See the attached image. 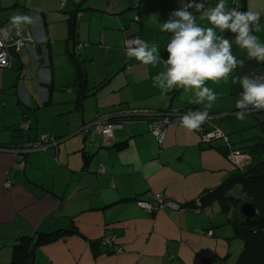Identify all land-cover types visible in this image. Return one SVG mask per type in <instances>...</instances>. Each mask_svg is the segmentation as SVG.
<instances>
[{
  "label": "crops",
  "instance_id": "crops-1",
  "mask_svg": "<svg viewBox=\"0 0 264 264\" xmlns=\"http://www.w3.org/2000/svg\"><path fill=\"white\" fill-rule=\"evenodd\" d=\"M17 1L20 3L0 0V12L14 8L2 13L0 28L12 33L13 16H32L35 22L23 27L34 38V45L32 50L24 46L14 51L20 55L15 60L12 56L9 67H1L11 68L8 71L23 67L18 75L6 77V69L0 70V112H8L5 93L15 95L18 103L25 102L15 106L13 120H5L0 113V264H9L12 243L19 236L56 229L74 231L36 245L32 264H231L242 239L234 234L231 221L217 202L202 205L198 211L193 206H163L154 212L135 202V198L151 200L155 192H163L169 199L190 205L195 197L214 189L235 165L224 151L228 147L224 140L205 143L198 131L168 123L160 142L149 130L148 116L114 127L109 145L100 133L82 128L97 115L136 108L175 107L180 111L195 105L205 110L203 105L192 103L194 91L176 88L162 95L152 82L153 76L166 69V45L171 38V33L161 31V24L174 10L200 0H83L66 16L72 11L75 14L74 40L67 38L65 15L59 16L64 21L59 27L50 18L49 0ZM53 1L57 4L59 0ZM203 2L208 9L219 0ZM225 3L229 9L260 13L253 34L264 43V0ZM64 4L61 0L59 8ZM189 11L201 27L211 26L195 7ZM216 32L233 41V54L244 61V67H237L232 76L264 75V63L249 59L235 44L233 34ZM128 36L155 44L159 63L143 65L129 59L124 44ZM70 49L85 70L88 95L81 106L76 103V71L67 57ZM232 76L206 83L217 100L207 110L209 116L203 125L228 132L222 131L230 146L247 151L243 148L251 140L264 138V110L249 111L255 116L249 118L250 123L236 120L233 106L242 88L239 82H232ZM42 107L48 114L46 127L37 122ZM29 110H33L32 118ZM23 113L31 119L30 125L18 130ZM73 123H80L81 130L75 131ZM253 126L256 128L247 131ZM42 130L69 135L45 150L26 152L24 166L14 168L20 157L14 149L37 138ZM100 164L103 172L98 171ZM7 178L12 180L9 188L4 184ZM209 229L211 234H207ZM103 235H112L113 242L100 243Z\"/></svg>",
  "mask_w": 264,
  "mask_h": 264
},
{
  "label": "clouds",
  "instance_id": "clouds-1",
  "mask_svg": "<svg viewBox=\"0 0 264 264\" xmlns=\"http://www.w3.org/2000/svg\"><path fill=\"white\" fill-rule=\"evenodd\" d=\"M195 7L202 13L210 27H201L190 8ZM261 15L257 11L229 9L225 0L205 9L203 0L189 2L184 7L174 10L169 19L161 24V31L171 33L166 45V69L152 77L153 87L159 88L162 95L176 88L194 91L192 103L203 105L204 111H189L179 118L180 126L190 132L202 130L208 119V109L217 100V94L206 86L208 81L217 83L232 76L237 67H244V61L232 52L233 41L221 33H231L235 44L247 52L249 59L264 63V43L254 35L255 26ZM28 15H15L10 23L17 32L23 25L34 23ZM125 52L129 59H135L143 65L156 66L159 63L158 49L140 37L125 42ZM232 82H239L242 92L236 101L237 119L244 120L252 109L264 110V78L253 75L232 76Z\"/></svg>",
  "mask_w": 264,
  "mask_h": 264
},
{
  "label": "trees",
  "instance_id": "trees-1",
  "mask_svg": "<svg viewBox=\"0 0 264 264\" xmlns=\"http://www.w3.org/2000/svg\"><path fill=\"white\" fill-rule=\"evenodd\" d=\"M77 10L78 9H76V11ZM66 20L68 24L67 38L74 40L76 36V20L73 11ZM71 59L76 71V86L78 88L76 103L77 106H81L83 98L88 95L86 92L85 70L81 60L78 59L74 53L71 54ZM172 108L173 107H169L157 111H167ZM142 109L145 108H136L135 110ZM182 110L202 111L195 105L187 106ZM233 110L236 111L234 108ZM138 117L144 116H113L111 119L117 120L116 122H118V124L115 126L117 127L122 123L132 121ZM154 118V116H148V121ZM203 127L206 128L204 125ZM198 132L200 138V131ZM200 141L202 140L200 139ZM227 145L228 147L224 149L227 154L230 149H239L230 146V143ZM247 146H251L250 151H245L249 153L251 157L250 162L243 166H238L234 163L235 165L228 175L218 183L214 189L207 191L199 197L202 199V205L217 202L219 210L225 213L228 220L231 221L234 234L242 239V246L238 251L236 259L231 264H264V138H254ZM236 186L240 189V193L237 195L231 193V189ZM136 199L137 198H135V202ZM244 201H250L256 206V213L250 219L246 218L240 211V205ZM72 231L74 230L56 229L50 232L39 231L36 236H19L12 243V253L9 264H27L30 251L36 245L55 240L61 235Z\"/></svg>",
  "mask_w": 264,
  "mask_h": 264
},
{
  "label": "built area",
  "instance_id": "built-area-1",
  "mask_svg": "<svg viewBox=\"0 0 264 264\" xmlns=\"http://www.w3.org/2000/svg\"><path fill=\"white\" fill-rule=\"evenodd\" d=\"M138 18V15L135 16ZM135 36H128L124 39V44L126 41L134 40ZM34 38L28 33V30L23 27V30L17 32L16 28L13 32H7L4 29L0 28V67H9L12 63L13 52L19 50L20 48L26 46L29 50L33 49ZM126 46V44H125ZM257 77L264 78V75H258ZM242 92V91H241ZM237 100L239 99L240 93ZM236 100V101H237ZM236 108V102L234 105ZM255 110V109H252ZM187 110H178L177 108H172L167 111H157V110H128L123 111L118 114H101L94 118V120L86 122L82 125V128L86 131H92L100 133L103 136L104 144L109 145L111 143L112 134L114 127L118 124L117 120L111 119L113 116H128V115H140V116H154V119L149 121V129L155 135L158 141H162L165 133V126L168 123H176L180 125L179 118L185 115ZM30 125L29 117L26 113H23V122L20 123V126L23 128H28ZM221 138L226 144L230 142L225 135L218 127L204 128L202 125V130L200 131V139L203 142H210L214 139ZM58 140L55 139V136L47 132L40 133L37 138L26 140L23 144L14 149L20 157L15 160L13 167L21 168L24 166V157L23 155L30 150H45L49 146L57 144ZM228 156L232 158V161L238 165L243 166L250 162L251 157L249 153L242 151L240 149H230ZM99 172L104 171V166L102 164L98 167ZM5 187L9 188L12 184V180L7 178L4 182ZM136 203L144 208L147 212H154L163 206H170L175 209L187 208L188 206L198 211L202 206V199L197 196L192 200V203L181 204L176 200L169 199L163 192H155L151 200L146 198H137ZM212 230L209 229L207 234H211ZM114 240L112 235H104L100 238V243L103 245H110ZM121 249L119 248L118 251Z\"/></svg>",
  "mask_w": 264,
  "mask_h": 264
},
{
  "label": "rangeland",
  "instance_id": "rangeland-1",
  "mask_svg": "<svg viewBox=\"0 0 264 264\" xmlns=\"http://www.w3.org/2000/svg\"><path fill=\"white\" fill-rule=\"evenodd\" d=\"M12 1H14V2H18V3H20V1H17V0H12ZM31 1H35V2H43V0H27V2H31ZM60 1L61 0H59L58 1V3L56 4V2L55 1H53V0H49V2H48V9L50 10V13H49V16H50V18L52 19H54V23L56 24V26L57 27H59L60 25H63L64 24V21H60V19H59V16L61 15V14H63V15H65V19H66V16L68 15V11H70V10H72V9H74L75 8V5L76 4H79V3H83L84 1L83 0H78L76 3H74L73 2V0H64V2H65V4H64V6H62V7H60L59 8V5H60ZM14 2H12V3H14ZM57 6V7H56ZM14 8H11L9 11H1L0 12V16H2V13L3 14H7L8 12L10 13V12H12V10H13ZM79 13L81 14L82 13V11L80 10L79 11ZM80 14H79V16H80ZM20 15V14H19ZM79 16H78V18H79ZM65 22H66V20H65ZM75 51H77V53H79V50H77V49H75ZM72 53H74L73 51H72V49H70L69 51H68V54H67V57L69 58V60H70V62H72V60H71V54ZM22 54V53H21ZM13 55H14V59L13 60H15L16 59V57H18L19 55H20V53L19 52H17V53H15V52H13ZM76 57H78V55L77 54H74ZM72 66V65H71ZM3 69H6V71H5V76L6 77H14V76H16V75H18L17 73H19V71L20 70H22L23 69V67H19L18 66V69L17 68H13L12 70H14V71H8L7 69H11V68H1L0 67V70L2 71ZM27 69H28V67H27ZM27 72V71H26ZM29 79V78H28ZM32 82V81H31ZM66 85V84H65ZM67 87V86H66ZM62 89H67V88H64L63 86H62ZM6 94V99H7V102H8V107H7V113H3L2 112V110H1V116H2V118H4L5 120H13L14 119V116H13V114H12V112L14 111V108H15V106H18V107H20V106H22L25 102L22 100V102H16L15 100H16V98L13 96V94H9V93H5ZM30 97H33L34 98V96H30ZM15 98V99H14ZM36 98V97H35ZM9 104H10V106H9ZM235 105V104H234ZM233 108H234V106H233ZM19 109V108H18ZM80 112V111H79ZM236 113V112H235ZM235 113H233V114H235ZM29 114L31 115V117L30 118H32V115H33V110H29ZM39 114H40V117H39V115H38V117H37V122H38V124H39V127H46V126H48L49 124H48V114H47V110H46V108L45 107H42L41 109H40V111H39ZM252 114H253V116H254V113H252V112H248V114L246 115V117H245V119L244 120H239V119H237V117H236V120L237 121H239V122H245V123H250L251 122V120L249 119V118H251L252 117ZM259 115V114H258ZM225 118H228V116H224ZM254 118H255V116H254ZM31 120V119H30ZM23 122V116L21 115V123ZM62 122H63V120H62ZM70 125H74L75 126V131L76 130H81L80 129V123L79 124H76V123H73V124H70ZM20 126V125H19ZM21 127V128H20ZM19 127V129L18 130H24V128L22 127V126H20ZM254 128H256L255 126H253V127H249L248 129H247V131H250V130H252V129H254ZM260 128V127H259ZM44 129H46V128H44ZM220 129V128H219ZM261 129V128H260ZM39 130H41V129H39ZM225 134L226 133H228V132H225L224 130H222ZM241 131H243L242 129L241 130H238L237 131V133L238 132H241ZM264 131V130H263ZM43 132H47V133H49V134H52V135H54L55 136V139L56 140H62L64 137L63 136H65V138L66 137H68V132L65 134V135H57L56 136V134H54V133H51V132H49V131H45V130H42V131H40V133H43ZM78 132V131H77ZM39 133V134H40ZM79 133H83V132H79ZM234 132L233 131H231V132H229V134L231 135V134H233ZM258 134H260V133H258ZM223 140V139H222ZM50 147V146H49ZM244 147V146H243ZM244 150L246 149V150H248V151H250V149H251V146H245L244 148H243ZM231 193H233V194H235V195H237V194H239L240 193V189H239V187L238 186H236V187H234V188H232L231 189Z\"/></svg>",
  "mask_w": 264,
  "mask_h": 264
},
{
  "label": "water",
  "instance_id": "water-1",
  "mask_svg": "<svg viewBox=\"0 0 264 264\" xmlns=\"http://www.w3.org/2000/svg\"><path fill=\"white\" fill-rule=\"evenodd\" d=\"M240 211H241V213L244 216H246V218L250 219L256 213V206L253 203H251L250 201H244L240 205ZM33 250H34V248H32L31 251H30V257L28 259L27 264H32V261H33Z\"/></svg>",
  "mask_w": 264,
  "mask_h": 264
}]
</instances>
